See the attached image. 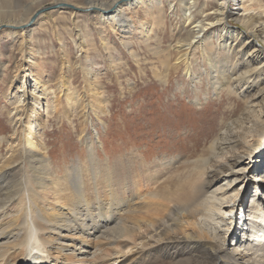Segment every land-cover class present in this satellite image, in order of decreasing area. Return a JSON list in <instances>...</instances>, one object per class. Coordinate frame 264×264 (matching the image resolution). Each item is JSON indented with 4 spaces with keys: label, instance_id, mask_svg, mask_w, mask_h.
Returning a JSON list of instances; mask_svg holds the SVG:
<instances>
[{
    "label": "bare ground",
    "instance_id": "bare-ground-1",
    "mask_svg": "<svg viewBox=\"0 0 264 264\" xmlns=\"http://www.w3.org/2000/svg\"><path fill=\"white\" fill-rule=\"evenodd\" d=\"M51 1L55 4L51 9L72 6L61 4L68 0ZM214 1L216 5L210 9L206 0H178L177 6L167 2L171 16L179 12L186 38L176 39L161 53L157 36L153 40L156 48L150 50L164 67L163 74L156 73L155 77L166 81L170 73L181 69L195 90L196 84L204 82L213 97L226 90L244 100L243 112L224 125L207 154L196 161L193 171H187L186 164L169 173L164 172L168 167L161 170L162 164L139 171L134 161L124 159L110 167L107 161L99 164L97 156L90 152L91 146L86 144L90 153L88 170L81 173L78 168L66 167L61 175L50 167L47 147H43L46 143L40 134L48 118L55 119L60 113L68 120L76 115L85 123L87 113L93 109L106 114L101 85L95 80L92 67L85 68L87 94L82 100L74 87H69L67 76L51 85L49 75L30 69L29 65L36 66L34 55L40 58V51L24 50L23 41L35 39L33 32L44 28L46 22L25 29L36 24L30 22L33 10L29 2L21 7L17 0L0 3V26L24 27L23 31L4 35L12 41L20 35L24 39L17 45L19 60L14 66L15 72L20 70L23 75H15L3 94L12 107L15 127L6 134L7 156L0 164V211L15 197L18 214L0 223V264H107L112 255L123 258L122 264L136 259L140 260L138 264H153L162 258L168 259V264H264V10L254 0ZM122 2L85 0L86 10L96 9L97 19L112 32H139L149 40L154 29L164 27L160 0ZM138 7L146 19L129 17L128 11L136 12ZM69 15L59 18L71 21L74 14ZM232 17L244 27V32L231 30L227 20ZM56 20L54 16L48 19L53 27L49 33L62 42L54 26ZM74 21L75 17L72 25L77 27ZM79 33L80 30L73 34ZM255 37L261 41L260 46ZM80 39L77 46L82 53L87 45L84 37ZM106 41L103 50H108ZM239 42L245 50L236 49ZM197 48L198 58L191 61L192 50ZM128 53L138 63V56ZM61 60L68 73L64 50ZM13 83L19 84L16 95H12ZM27 84L29 92L18 95ZM199 102L196 95L194 103ZM6 113L9 115L10 111ZM258 157L262 160L254 169L252 159ZM252 169L257 175H249ZM183 173L187 176L181 181ZM175 180L180 181L175 191L161 192ZM251 187L254 198L245 210ZM231 232L234 238L229 249L226 238ZM115 244L114 249L107 250ZM131 250L135 254L126 257ZM193 253L198 257L194 258ZM178 256L182 258L174 262Z\"/></svg>",
    "mask_w": 264,
    "mask_h": 264
},
{
    "label": "rangeland",
    "instance_id": "rangeland-1",
    "mask_svg": "<svg viewBox=\"0 0 264 264\" xmlns=\"http://www.w3.org/2000/svg\"><path fill=\"white\" fill-rule=\"evenodd\" d=\"M3 1L0 0V3ZM17 1L20 4L19 7L29 2L28 4L33 10L30 15V22L35 21L36 24H31L25 29H31L36 27L38 23L46 22L44 28L33 32L35 39H31L30 42H27L26 39L23 41L24 50L40 51L41 57L37 58V55H34L37 61L36 66L29 65L30 69H38L43 75H49L51 85H57L67 76L70 82L69 87L72 89L74 87L79 98L84 100V95L87 94L84 83L85 68L92 67L95 80L101 85V96L104 95L103 98L106 100L104 108L106 114L93 109L87 113L86 123L83 118L76 115H72L74 117L68 120V117L64 118L62 113L55 119L49 120L48 118V123L40 137L46 143L43 147H47L50 167L56 174L61 175L66 167L78 168L81 173L83 170L87 171L90 167L88 162L90 153L86 149V144L91 146L90 152L97 156L99 164L107 161L110 167L118 160L124 159L134 161V165H136V169L139 168V171L146 167L151 168L154 165L162 164L161 170L164 171L168 167L169 170L164 172L169 173L186 164L187 171L191 170L190 172H192L193 166H197L196 161L202 155L207 154L210 143L219 135L224 125L243 112L244 100L242 97L226 90L213 97L212 93L206 89L204 82L196 84L195 90L188 79L184 78L181 69L170 73L166 81L159 79V76L155 77L156 73L163 74L164 67L158 63L157 57L153 56L150 51L156 48L153 40H156L158 36L161 43L158 51L163 53L167 46L175 44L176 39L181 41L186 38L185 31L182 30L185 26L180 23L179 12L171 16V10L167 4L170 1L171 4L175 5L176 3L177 6L178 0H160L165 25L161 29H154L156 35L152 33L149 40L142 38V33L139 32L133 31L125 35L112 32L107 24L97 19L96 9L86 10L85 0H68L66 3H61L70 4L78 8L76 10L57 8L39 14H37L39 10L55 5L54 2L51 0ZM130 1L132 0H124L120 4H126ZM199 1L202 2V0ZM206 1L209 4L208 9L216 5L214 0ZM254 2L260 3L262 10H264V0H254ZM135 11L132 13L128 11L130 18L141 20L147 18L144 16L142 8L138 7ZM70 12L74 14L71 16V21L65 19L63 21L59 18L66 16L69 18ZM62 13L66 14L63 15ZM53 16L57 18L54 26L59 31L58 35L63 38L62 42L57 40L56 35L49 33L53 27L48 19H53ZM73 17H75L74 22L77 27L72 25ZM227 22L231 30L245 31L244 27L235 20V17L227 20ZM22 29L24 30L23 26L15 28H10L5 24L0 26V72L2 73V77L0 75V164L2 159L7 156L5 155L6 134L8 131L12 133L15 127L12 107L8 105L3 94L15 75H23L20 70L15 72L14 66L16 65L15 62L19 60L20 49H17V45L24 39V36L20 35L17 40L12 41L8 38L9 36L4 35L8 31H20ZM79 30L81 33L73 34ZM69 33L73 34V37L68 35ZM219 35L222 36L223 32L219 31ZM79 36L85 38L87 45L86 48L82 49V53L77 46L81 40ZM213 36L215 39L216 33ZM100 38L107 40L108 50L102 49L105 40ZM255 40L257 41L256 45L260 46L261 41L256 37ZM125 43L126 47H123ZM62 44L64 46H61ZM241 45L239 42L236 49L245 50V46L241 47ZM63 50L67 54L68 73L62 65ZM129 51L134 52L133 56H138V63L129 55ZM199 52L198 48L192 50L191 61L198 58L196 55ZM23 63L24 65L27 64ZM29 84L32 86L31 81ZM11 86H13L12 95H16L15 91L19 90L17 88L19 84L13 83ZM27 89H29L28 84L21 88L23 92L18 93V95H26L29 92L26 91ZM252 93H254L253 89L250 91V94ZM196 95L200 98L198 104L194 103ZM260 97L261 95L258 96V100ZM5 109L10 111L9 115ZM94 114L98 116V119ZM260 159L262 160L259 157L252 159L254 169L259 166V163L264 162V160L260 162ZM251 174L257 175L256 170L254 172L252 169L249 175ZM186 176L187 173H183L180 177L181 181ZM259 181L257 180V182ZM161 183H158V187ZM179 183L175 180L173 184L163 188L161 192L168 194L172 190L175 191ZM250 189L248 197L252 199L254 198V190L253 187ZM17 200L15 197L8 200L7 204L9 205L4 206L0 211L1 224L17 216L15 204ZM245 205L244 209L247 210L248 201ZM244 227L246 226L244 225ZM239 228L242 229V226ZM234 232L240 233V231L238 233L235 230ZM234 232H231L226 238V244L230 245L229 249L231 240L234 238ZM115 246L116 244L108 246L107 250H112ZM133 254L135 251L131 250L126 257L133 256ZM192 256L197 258L198 254L193 253ZM115 257L112 255L107 264H122L123 258L115 259ZM179 257L181 256L176 257L174 262ZM161 260L153 264L169 263L168 259L162 258ZM145 262L148 263L149 261L146 260ZM138 263H140L139 259L131 262V264ZM223 263L225 264V261ZM48 264L55 263L50 261Z\"/></svg>",
    "mask_w": 264,
    "mask_h": 264
},
{
    "label": "water",
    "instance_id": "water-1",
    "mask_svg": "<svg viewBox=\"0 0 264 264\" xmlns=\"http://www.w3.org/2000/svg\"><path fill=\"white\" fill-rule=\"evenodd\" d=\"M68 7L73 8L72 6H68ZM49 10H51V7H47L46 9L43 10V12H46V11H49ZM88 10L92 11L91 8L88 9ZM80 11H82V10L80 9Z\"/></svg>",
    "mask_w": 264,
    "mask_h": 264
}]
</instances>
